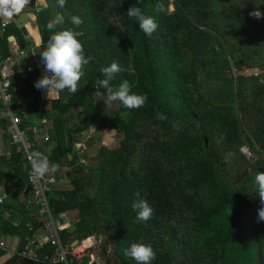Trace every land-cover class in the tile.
I'll list each match as a JSON object with an SVG mask.
<instances>
[{"label":"trees","instance_id":"obj_1","mask_svg":"<svg viewBox=\"0 0 264 264\" xmlns=\"http://www.w3.org/2000/svg\"><path fill=\"white\" fill-rule=\"evenodd\" d=\"M45 3H29L41 35L36 56L41 59L52 35L72 29L84 33L78 39L93 58L79 91L60 92L47 111L35 87L38 71L15 77L12 85L32 152L43 153L58 166L59 179L69 180L70 186L56 184L48 200L55 218L77 212L73 224L58 231L70 264H82L69 252L71 243L91 241V236L105 264H137L124 250L141 242L153 247L152 264H264V221L258 222L264 204L254 182L264 172V18L249 15L257 8L264 13V0H66L64 8L58 0ZM161 4L163 11L157 9ZM132 5L156 20L151 37L127 16ZM112 10L119 16L117 29ZM57 14L64 23L47 29ZM70 14L82 18L79 28ZM15 26L11 23L0 37L3 56L11 53L9 36L22 33ZM114 61L131 71L118 73L111 86L128 80L132 93L147 97L145 106L105 105L106 90L96 94L94 84L104 78L100 69ZM244 68L260 72L246 74ZM3 109L0 101V126L12 141ZM44 111L47 123L36 118ZM161 113L167 119L159 120ZM79 119L82 124L74 125ZM36 125L48 130V141L33 131ZM94 125L96 134L114 130L119 145L100 144L93 154L79 151V137ZM92 137L89 147L95 143ZM245 145L258 158L243 155ZM10 149L9 157L0 156V186L7 190L24 186L29 172L23 146L12 141ZM8 163L14 164L12 170L5 169ZM137 199L153 209L147 222L136 219L132 204ZM5 211L2 204L3 231L18 233L25 242L33 237L40 221L14 226ZM37 248L52 253L57 244L49 240ZM28 262L16 253L6 264Z\"/></svg>","mask_w":264,"mask_h":264},{"label":"clouds","instance_id":"obj_2","mask_svg":"<svg viewBox=\"0 0 264 264\" xmlns=\"http://www.w3.org/2000/svg\"><path fill=\"white\" fill-rule=\"evenodd\" d=\"M141 4V0H138ZM30 0H0V23H10L15 16H18ZM66 0H58V6L64 8ZM157 9L163 11V5H157ZM251 17L256 19L264 18L258 8L249 13ZM127 16L138 22L139 29L147 36L151 37L158 28V24L154 17L146 15L141 7L132 5ZM70 22L79 28L83 23L80 16L69 15ZM64 23V16L57 14L55 19L49 21L47 29L51 30L59 24ZM82 31H74L66 29L52 35L47 42V47L40 53L41 63L43 65V75L35 82V87L45 91L50 99L53 93H60L67 90L74 94L79 91L78 84L85 75V68L92 61L91 56H86L83 43L78 37L83 36ZM131 51V50H130ZM103 79L95 82L94 87L97 95H102L101 89L106 90V98L103 100L105 105L119 101L126 109H139L145 106L147 97L131 92V85L128 80H123L118 88H113L110 84L115 76L131 69L122 68L117 62H112L110 66L100 69ZM159 120H165L167 117L161 113L157 117ZM28 162L31 165L32 172L38 178H44L48 173L54 172L57 165L51 164L48 158L39 151H33L28 154ZM256 191L259 195L261 203L264 204V172H260L255 176ZM139 197V193H137ZM132 208L137 212L136 219L138 221L147 222L151 219L153 209L147 200L137 199L132 204ZM264 221V207L258 210V222ZM124 254L133 258L137 264H152L156 258V253L150 244L132 243L131 246L124 250Z\"/></svg>","mask_w":264,"mask_h":264},{"label":"built area","instance_id":"obj_3","mask_svg":"<svg viewBox=\"0 0 264 264\" xmlns=\"http://www.w3.org/2000/svg\"><path fill=\"white\" fill-rule=\"evenodd\" d=\"M13 22H16V16L10 23H0V37L6 35L10 24ZM9 42L12 45L11 53L8 56H3L0 53V101L4 104L2 116L8 121L7 131L11 135L12 141L23 146L27 158L28 154L32 152L33 143L27 140L24 130L20 127L22 111L14 97L12 85L15 77L26 78L34 71L40 73L43 71V65L41 59L33 51L29 52L22 47L16 36ZM98 128L97 125H94L90 128V132L95 134ZM33 131L43 138L44 141H48L50 138L45 127L36 125L33 127ZM241 150L245 156L249 157L251 155L249 147L243 146ZM57 172L58 167L44 178H38L32 172L29 164L28 180L25 185L16 186L9 193L0 196V204H4L9 194L18 191L29 193L32 198L30 203L35 204L39 213L44 217V224L50 231L47 241L51 240L52 243L57 244L56 250L52 253L39 251L37 248V245H40L39 241L35 237H31L27 239L24 248L18 252L21 257L30 259L35 263L64 262L65 264H70L68 251L59 240L57 218L52 215L48 200L49 192L60 180ZM3 245V243H0V246Z\"/></svg>","mask_w":264,"mask_h":264},{"label":"crops","instance_id":"obj_4","mask_svg":"<svg viewBox=\"0 0 264 264\" xmlns=\"http://www.w3.org/2000/svg\"><path fill=\"white\" fill-rule=\"evenodd\" d=\"M37 4L40 6L46 5L45 0H37ZM28 6H30V5L28 4L23 11H26L28 13V15L30 14V16H32V20L29 21L28 17H27V19L25 18V23L21 24V26H18L17 24H15L16 26H18L20 28L24 26L27 30V35H25L22 30H21L22 33L19 32L20 33L19 36L17 35L16 32L13 35L16 36L17 38L18 37L24 38V43H25V41H26L25 36H29L32 33V35L35 37V39L38 40V43H40L41 42V35H40L39 28L37 25L36 16H35L34 12L31 10L32 7L31 6L28 7ZM32 21L35 22L34 23V29L29 28V22H32ZM30 29H31V31H30ZM16 30H17V28L15 29V31ZM10 47L12 50L11 44H10ZM43 74H44L43 71H41L39 73L38 79H40ZM40 92H41V98L46 103L45 109L47 111V109L50 106V104L48 102L52 99L58 98L59 93H53L49 99L47 96V93L45 91L40 90ZM36 118L37 119H43L46 123L49 122V118H47L45 111H44V113L42 112L39 115H37ZM11 142H12L11 139L7 138L6 130L0 126V156L6 155L7 157H9L11 155V153H12V149H10ZM79 145H80V142H78L76 144V148L80 149ZM4 167L6 170H12L14 167V164H10V163L4 164ZM11 182H12V180L11 181L9 180L8 185ZM59 183H62L61 186H70L69 180L66 177L60 179ZM59 183H58V185H59ZM61 186H58V187H61ZM13 188L7 190L5 187L0 186V196H3L5 194L9 193ZM31 199L32 198H31L30 194L25 193V192H16V193L9 194L6 197L5 202H4V204L6 205V211L4 213V218L6 220L10 221L12 223V225H14V226L20 225L23 223L29 227L32 225V223L35 220L37 222L40 221L41 223L36 227V229L33 233V237H35L39 241V244L41 246H43V244H45L47 242V236H49L50 231L45 226L44 217L39 213V211L36 210L34 212L31 210L34 207L33 204L30 203ZM76 217H77L76 211H70V212H66V213L62 214L61 217L57 218V221H56L58 231L60 229L66 228V227H70L73 224V222L76 220ZM91 238L93 239L92 244H90L86 247H84V245H83L84 240L75 244L74 247L72 246V243L74 242L73 241L71 243L72 251H69V252L74 254L76 258H79L80 256H82L84 254L92 253L93 260L91 261V263L93 261H96L98 264H100L98 252L95 249H93L97 243L96 238H95V236H91ZM0 243L4 244L3 246H0V264H6L7 259H9L13 254L18 253L20 248L22 247V249H23L25 244H26V242L21 239V236L18 233L5 232V231H3L2 228H0ZM28 261H30V259H28ZM28 264H30V263L28 262ZM36 264H38V263H36Z\"/></svg>","mask_w":264,"mask_h":264},{"label":"rangeland","instance_id":"obj_5","mask_svg":"<svg viewBox=\"0 0 264 264\" xmlns=\"http://www.w3.org/2000/svg\"><path fill=\"white\" fill-rule=\"evenodd\" d=\"M29 5L31 6V4H29ZM30 6H28V7H30ZM31 10L33 11V9H31ZM27 17H28L29 21L32 20V16H30V14L28 15V13L26 11H22L18 16H16V23L15 24H17L18 26H21V24L25 23V18L27 19ZM111 22L113 23V25H114V27L116 29L120 26L119 16L116 13H114L113 10L111 11ZM34 23H35L34 21L29 22V28L34 29ZM31 29H30V31H31ZM16 33H17L18 36L20 35V33L18 31H16ZM25 40L26 41H25L24 44H22V47L25 50H31V51L34 52V49L39 45L38 40L35 39V37L32 35V33L29 36H25ZM117 41H120L118 39V37H117ZM242 72L246 73V74H251L252 72L258 73L260 71H259V69L244 68L242 70ZM76 111L79 112L80 108L77 107ZM82 121H83L82 119L74 120V125H81ZM101 131L102 132H98L97 134L96 133L92 134L90 132V130L85 131L79 137V142H80V145H79L80 150L79 151L82 152V150L84 149V151H86L85 153L89 152V153L93 154V153H95V151L97 150V147L100 144H105V145H107L109 147H116V146L119 145V137L115 134L114 130H108V129L104 128ZM91 137H92V139H94L95 143H94L93 146L89 147V146H87V142H88L87 140L91 139ZM245 146L249 147L250 152H251V155L249 157L246 156L247 158H249L252 161L255 160L256 158H258L259 154H258L257 151L252 149L249 145H245ZM77 149H79V148H77ZM233 159H234L233 157H230V160H233ZM61 184L62 183H59L58 186H61ZM92 241H93V239L91 241H86L85 243H83V245L84 246H88V245L92 244ZM97 247H98V244L96 243V246L93 249H95L98 252ZM99 261H100V264H105L104 261L101 258H99Z\"/></svg>","mask_w":264,"mask_h":264},{"label":"water","instance_id":"obj_6","mask_svg":"<svg viewBox=\"0 0 264 264\" xmlns=\"http://www.w3.org/2000/svg\"><path fill=\"white\" fill-rule=\"evenodd\" d=\"M21 30L23 31V33H24L25 35H27V30H26V28H25L24 26L21 27ZM14 38H15L14 35H10V36H9V41L12 40V39H14ZM17 40H18L21 44L24 43V38H22V37H18ZM1 209H2V205L0 204V210H1ZM77 243H79V240H78V239L74 240V242L72 243V246L74 247V245L77 244ZM75 260H76L77 262H81L82 264H90L91 261L93 260L92 253L84 254V255L80 256L79 258H76ZM29 263H30V264H36V263H35L34 261H32V260H30Z\"/></svg>","mask_w":264,"mask_h":264},{"label":"bare ground","instance_id":"obj_7","mask_svg":"<svg viewBox=\"0 0 264 264\" xmlns=\"http://www.w3.org/2000/svg\"><path fill=\"white\" fill-rule=\"evenodd\" d=\"M84 247H86V246H84Z\"/></svg>","mask_w":264,"mask_h":264}]
</instances>
